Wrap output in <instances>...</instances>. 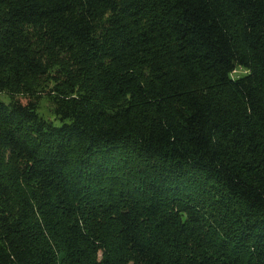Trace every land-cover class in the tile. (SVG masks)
<instances>
[{
	"label": "trees",
	"instance_id": "trees-1",
	"mask_svg": "<svg viewBox=\"0 0 264 264\" xmlns=\"http://www.w3.org/2000/svg\"><path fill=\"white\" fill-rule=\"evenodd\" d=\"M0 264H264V0H0Z\"/></svg>",
	"mask_w": 264,
	"mask_h": 264
},
{
	"label": "rangeland",
	"instance_id": "rangeland-1",
	"mask_svg": "<svg viewBox=\"0 0 264 264\" xmlns=\"http://www.w3.org/2000/svg\"><path fill=\"white\" fill-rule=\"evenodd\" d=\"M241 74L242 73L239 70H236L235 71V74H233V75L234 76H237V75H241ZM39 105H40V113L45 116V119H49V120L53 121L54 124L59 125V122L58 121H55L54 120V117L49 114V111H48V102L44 98L40 100Z\"/></svg>",
	"mask_w": 264,
	"mask_h": 264
}]
</instances>
